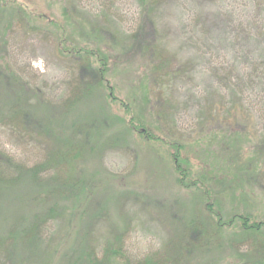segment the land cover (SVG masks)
Returning <instances> with one entry per match:
<instances>
[{"label": "rangeland", "instance_id": "obj_1", "mask_svg": "<svg viewBox=\"0 0 264 264\" xmlns=\"http://www.w3.org/2000/svg\"><path fill=\"white\" fill-rule=\"evenodd\" d=\"M13 2L0 0L3 61L30 88L29 117L0 121V154L26 167L0 185V264H258L255 241L227 220L264 221V99L247 92L251 121L216 108L238 100L239 75L261 62L264 0H160L153 29L136 0H16L30 20L3 9ZM140 26L164 52L162 69L150 52L121 64ZM96 50L115 99L83 93L88 64L102 67ZM6 84L0 112L13 107ZM138 116L146 129L133 128ZM172 144L183 146L190 189L175 184Z\"/></svg>", "mask_w": 264, "mask_h": 264}, {"label": "trees", "instance_id": "obj_2", "mask_svg": "<svg viewBox=\"0 0 264 264\" xmlns=\"http://www.w3.org/2000/svg\"><path fill=\"white\" fill-rule=\"evenodd\" d=\"M138 7L142 9V17L145 23H147L148 28L154 27V21L151 18V12H153V8H156L159 5L160 0H136ZM16 2V0H15ZM13 2V5L11 6H6L5 9L6 11L10 13H15L18 16H21L27 20L32 19V17L35 16V11L34 10H28V8L23 7V4H17ZM31 5V3H30ZM0 7H4L0 5ZM33 7V6H32ZM68 15V14H67ZM15 18V17H13ZM147 18V20L145 19ZM9 26V25H7ZM107 31V30H106ZM154 34V32L152 33ZM110 35L112 38L119 36L117 33H113V31H110ZM121 37V36H120ZM152 38H148L145 34L144 29L140 26V28L131 34L130 40L132 43V47L129 50H126L125 55L122 57V63L129 64L131 60H133L137 54H145V53H151L150 55L154 58V60H158L157 66H155V70L157 71L158 69H162L164 65H166L168 62L162 60L160 57L164 54L163 51H161L158 47V42L156 41L155 37L151 35ZM123 42L128 43V41L122 40ZM65 44V43H64ZM4 47H5V34L2 33L0 34V80H5L7 82L6 86H9L13 89L8 90L7 87L2 88L5 92L12 93L14 98L13 100L10 99V103H12V108L10 112L8 111H1L0 112V121H4L2 119L7 118V117H15L14 119L17 120H22L25 118H28L26 114L27 111L25 110L28 100L26 98V93L30 89L28 85L18 77V75L12 71L8 65H6L3 61V55H4ZM78 50H82V48H79ZM85 53H88V50L84 51ZM96 53L98 54V59L97 63H99L102 67L99 68V70L96 71L92 69L90 63L88 60L87 63L88 67L91 69V86H86L83 88L84 94H92L94 91H98L101 88V91L104 92V98L105 99H115L114 98V92L113 88L107 86V82L104 76L105 68L107 67L108 64V57L106 54L102 53L101 51H97ZM78 55V54H77ZM91 59H94L90 57ZM95 60V59H94ZM153 60V61H154ZM250 59H248V62ZM250 69L248 73L244 76L239 75V80H242V77L244 78L247 76V83L245 86H242L240 83H237V91L235 92V96L238 100L229 102L225 101L224 97H221V99L224 101L225 104H218V107L216 108V111L218 113V116H222L221 119L229 120L233 118L234 122L235 120L238 119V117L242 116H247V113L250 115L248 116V120L251 121V117L253 118L252 114L250 113V109L247 108V104L245 103V100L248 99L247 92H249L254 98H262L264 99V55H261V62L253 64L251 61L250 64ZM89 72V71H88ZM156 74V73H154ZM109 77V76H108ZM154 82L158 81V76L156 75L154 77ZM113 86V85H112ZM114 87V86H113ZM93 88V89H92ZM92 89V91H91ZM91 91V92H90ZM107 91V92H106ZM83 93L81 94L82 97L84 96ZM107 94V96H106ZM132 104L134 100H131ZM2 103H0L1 105ZM127 114H130L129 111L126 108ZM246 112V115H243V113ZM256 112H260L257 110ZM136 118V117H135ZM136 126H133V128H143L146 129V122H143L142 119H140V116H138L136 120ZM238 121V120H237ZM133 119L132 122L130 123V126L133 125ZM229 128H231L232 124L231 123H226ZM251 126L246 125V129H250ZM253 131L256 130L255 127H252ZM144 133V132H143ZM141 133V134H143ZM252 132L250 136L254 138V143L257 142L256 146H260L262 142H260V137L253 134ZM146 139L151 140L153 139L152 135H146ZM155 140L160 141L159 139L155 138ZM263 145V143H262ZM173 153L170 155L171 163H172V168H173V174L176 175V180L175 184L182 188V189H190L189 186H191V180L193 178V172L192 169L189 167L187 158L183 156V146L180 144H172ZM264 148V146H263ZM235 150V149H234ZM231 154V153H230ZM1 157H2V163L0 164V185L4 184H10L14 183L21 175H24L26 173V167L24 165L18 163L17 161L13 160L11 157L3 154L1 152ZM241 153L235 152L232 157L239 158ZM184 168H186L184 170ZM35 170V169H33ZM25 171V172H23ZM23 172V173H22ZM207 175V174H206ZM205 175V176H206ZM200 181L202 182L205 178V176H202L198 174ZM35 181L39 182L40 177L39 175L35 176ZM204 183V182H203ZM208 186L210 185L209 182H207ZM54 212V209H51L49 213H46L44 216H39L38 217V222L34 226L36 228L35 230V237L39 238L42 230L45 228V224L47 221L51 220H44L45 218H48L51 216L50 213ZM214 220V219H213ZM220 219L216 220V222L219 224ZM229 224H234L240 227L243 235L246 237H251L256 243V248L259 250V262L258 264H264V221L263 220H258V219H252L249 218L248 216H244L241 214L238 215H233L231 219L227 220ZM223 223V222H222ZM190 230L192 233H194L196 236H201V232L198 231V229L191 224ZM244 238L242 239H233V245H237V243L241 244ZM196 241V240H195ZM198 243V241H196ZM191 245V244H190ZM189 245V246H190ZM118 252H113L111 253L112 256H116ZM96 260V258H92ZM112 261V260H109ZM263 261V262H262Z\"/></svg>", "mask_w": 264, "mask_h": 264}]
</instances>
